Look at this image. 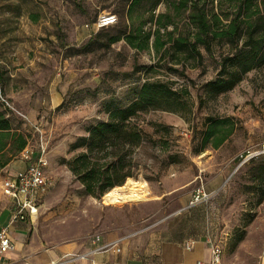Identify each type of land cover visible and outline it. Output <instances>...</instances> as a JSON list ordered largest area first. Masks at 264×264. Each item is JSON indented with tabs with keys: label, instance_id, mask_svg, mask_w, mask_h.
I'll return each instance as SVG.
<instances>
[{
	"label": "rangeland",
	"instance_id": "rangeland-1",
	"mask_svg": "<svg viewBox=\"0 0 264 264\" xmlns=\"http://www.w3.org/2000/svg\"><path fill=\"white\" fill-rule=\"evenodd\" d=\"M239 1L0 0V103L27 135L29 149H45L53 184L43 197L38 226L48 239L79 240L90 229L104 234L136 229L192 202L198 184L206 186L223 173L212 197L219 208L217 240L231 260L254 259L264 245V183L253 168L264 155L239 163L241 154L261 146L246 141L264 128V65L233 89L213 94L207 84L218 77L222 55L235 53L232 42L210 31L203 36L212 52L199 43L201 59L172 42L161 50L154 46L157 27L163 40L172 32L194 41L199 31L194 12L205 7L229 22ZM104 12L115 13L118 21L92 29ZM139 27L150 33L147 49L132 47L124 37ZM115 36L120 38L112 41ZM145 82L174 90L160 97L159 107L134 118L148 137L137 149L139 172L130 177L146 180L154 197L108 204L86 193L69 169L65 160L77 152L69 145L89 125L107 120L108 100L125 106ZM210 118H229L225 126L234 124V130L219 147L202 148ZM4 176L0 173V212L9 202L1 188Z\"/></svg>",
	"mask_w": 264,
	"mask_h": 264
},
{
	"label": "trees",
	"instance_id": "trees-1",
	"mask_svg": "<svg viewBox=\"0 0 264 264\" xmlns=\"http://www.w3.org/2000/svg\"><path fill=\"white\" fill-rule=\"evenodd\" d=\"M185 3L186 1H182V5ZM191 20L199 30L194 41L184 36L175 38L172 32H168L167 39L163 40L160 27H157L158 29L154 31V46L161 50L172 42L182 49H191L201 59L203 56L198 48L199 43L204 44L206 49L212 52L211 42L203 36L210 31L213 38L220 40L226 38L232 42L235 53L222 55L218 77L207 84L213 94L233 89L247 72L264 65V0H240L237 13L229 22H224L215 12L209 14L205 7L194 12ZM124 37L132 47L139 50L150 46V33L144 32L143 27H139L136 34ZM119 38L120 36H115L112 41ZM164 87L165 85L161 83L145 82L138 97L125 106L115 103L114 99L108 100L107 120L89 125L84 134L70 143L69 151L77 152L65 162L75 178L83 184L86 193L103 196L112 187L123 184L126 178L138 174L137 149L143 146L148 136L142 124L136 122L134 118L141 111L159 107L160 97L165 93H174V90ZM1 105L0 103V171L28 144L27 135L19 127H14L11 117ZM209 121L210 124L202 136V148L209 143L219 147L234 130V124L225 126L226 123H230L229 118H210ZM154 125L157 129L165 127L160 123ZM253 169L259 172L264 183V160ZM263 197L264 189L261 198Z\"/></svg>",
	"mask_w": 264,
	"mask_h": 264
},
{
	"label": "crops",
	"instance_id": "crops-1",
	"mask_svg": "<svg viewBox=\"0 0 264 264\" xmlns=\"http://www.w3.org/2000/svg\"><path fill=\"white\" fill-rule=\"evenodd\" d=\"M252 134L246 144L260 146L264 128ZM40 154V150H30L27 145L2 168L3 179L36 162ZM222 176L223 173L216 174L205 189L216 193L214 183ZM7 199L8 207L0 212V227L8 226L13 243L5 255L6 264H199L211 259V242L218 236L219 208L213 198L207 202H183L160 218L125 233L104 234L90 229L82 232V239L62 242L48 239L38 226L43 200L36 218L13 220L16 206L11 198ZM235 254L236 251L231 253ZM253 258L248 263L239 258L234 261L224 252L225 264H264V245Z\"/></svg>",
	"mask_w": 264,
	"mask_h": 264
},
{
	"label": "built area",
	"instance_id": "built-area-1",
	"mask_svg": "<svg viewBox=\"0 0 264 264\" xmlns=\"http://www.w3.org/2000/svg\"><path fill=\"white\" fill-rule=\"evenodd\" d=\"M118 21L117 15L112 12L101 13L93 24L92 29L110 26ZM89 26V25H88ZM264 154V143L255 150H248L240 155L239 166L250 159ZM49 161L42 149L36 162L29 164L25 169L14 174H8L2 181L1 188L7 197L15 203L12 214L13 220L34 219L37 217L43 197L48 188L53 184V179L47 174ZM214 192L207 191L203 183L198 184L194 190L193 202L209 201ZM191 242L187 243L190 248ZM13 247L8 226L0 227V264H6L5 255ZM212 255L209 261L199 264H225L224 247L218 240L211 242Z\"/></svg>",
	"mask_w": 264,
	"mask_h": 264
},
{
	"label": "bare ground",
	"instance_id": "bare-ground-1",
	"mask_svg": "<svg viewBox=\"0 0 264 264\" xmlns=\"http://www.w3.org/2000/svg\"><path fill=\"white\" fill-rule=\"evenodd\" d=\"M154 197L146 180L128 177L122 186H114L103 195V200L112 205H123Z\"/></svg>",
	"mask_w": 264,
	"mask_h": 264
}]
</instances>
